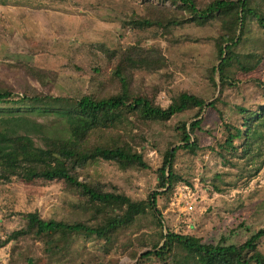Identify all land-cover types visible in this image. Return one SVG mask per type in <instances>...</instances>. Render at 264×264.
<instances>
[{"label": "rangeland", "instance_id": "rangeland-1", "mask_svg": "<svg viewBox=\"0 0 264 264\" xmlns=\"http://www.w3.org/2000/svg\"><path fill=\"white\" fill-rule=\"evenodd\" d=\"M254 2L264 12V0ZM190 17L181 2L171 0H6L0 3V86L14 89L13 99L30 86L54 96L90 92L123 94L128 100L141 96L158 107H167L184 90L213 101L219 87L214 88L209 75L219 63L214 42L219 26H198ZM145 19L180 24L166 32ZM107 49L117 50V57L123 56L127 63L117 66V57L111 58ZM236 51L261 53L262 61L250 72L233 65L237 82L225 88L218 104L231 120L239 118L238 104L251 109L264 105V30L255 19L249 20V32ZM34 70L45 73L47 85L31 76ZM204 114L205 131L198 135L201 146L207 147L223 136L218 112L209 108ZM33 115L45 120L42 112ZM190 116L153 123L124 117L116 127L95 132V142L128 144L143 152L150 168L124 170L115 162L98 160L80 170V178L135 200L164 190L158 187L157 173L162 152L171 143L180 144L175 126ZM251 123L248 154L232 155L231 164H223L207 149L178 154L176 171L192 184L179 180L159 198L165 232L168 227L204 242L242 244L264 227V124L257 118ZM184 186L197 197L190 213L182 212L183 204L173 203ZM85 207L66 179L0 182V236L24 226L23 214L30 211L46 219L93 223ZM159 234L148 211L118 234L113 244L77 237L67 254L49 257L39 240L27 237L0 248V264H25L28 257H42L44 264H134L131 253L142 251L143 243L158 241ZM260 249L264 252V240Z\"/></svg>", "mask_w": 264, "mask_h": 264}, {"label": "trees", "instance_id": "trees-1", "mask_svg": "<svg viewBox=\"0 0 264 264\" xmlns=\"http://www.w3.org/2000/svg\"><path fill=\"white\" fill-rule=\"evenodd\" d=\"M6 0H0V3ZM181 2L190 14V22L198 26L218 24L215 46L219 63L211 67L210 81L219 95L213 101L191 91H181L167 107L151 104L144 97L132 100L123 94L81 93L78 96H54L25 86L18 99H13L14 89L0 86V182L12 179H66L91 212L93 223L78 220L67 222L43 218L37 211L23 214L24 226L0 236V248L27 237L39 240L49 257L67 254L77 237L113 240L128 230L138 217L151 211L157 228L158 241L143 243L139 251L132 252L134 264H264V252L260 249L264 240V227L257 229L242 244L204 242L201 238L165 228L159 206V198L169 192L174 184L183 179L176 171L175 163L181 151L197 154L207 149L225 165L231 164V156L248 154L252 120L264 124V105L251 109L247 105L235 106L239 118L228 119L218 107L222 103L225 88L236 84L233 65L244 72L255 69L262 61L261 53L240 54L236 48L249 32V20L255 19L264 30V12L254 0H171ZM150 26L161 25L165 31L180 24H166L155 20H143ZM137 49L136 47H133ZM108 50V49H107ZM111 58L117 50H108ZM117 66H123V56L115 58ZM135 63V59L132 60ZM138 62V60H137ZM45 86V73L31 71ZM219 80V83L217 81ZM16 108V109H15ZM29 112H19L20 109ZM218 112L222 138L207 147L201 146L199 133L204 132L203 123L208 109ZM34 112H42L41 121ZM190 114L191 121H181L175 126L179 145L171 143L162 152V162L157 169L158 187L148 198L135 200L124 192L108 189L100 182L81 179L79 171L98 160L115 162L124 170L136 167L149 169L144 153L130 145L95 142L97 131L110 130L122 123L124 117L135 116L146 122H167L175 116ZM129 247V245H128ZM147 248V249H146ZM146 249V250H144ZM144 250V251H143ZM140 254V255H139ZM25 264H38L42 257H28Z\"/></svg>", "mask_w": 264, "mask_h": 264}, {"label": "built area", "instance_id": "built-area-1", "mask_svg": "<svg viewBox=\"0 0 264 264\" xmlns=\"http://www.w3.org/2000/svg\"><path fill=\"white\" fill-rule=\"evenodd\" d=\"M190 193L191 190L189 189V187L184 186V188L180 187V189L175 194V200L173 201V203H176L177 201V205L179 207H181V204H183V207L181 208L182 212L190 213L195 210V201L197 200V197L192 194L189 195Z\"/></svg>", "mask_w": 264, "mask_h": 264}]
</instances>
